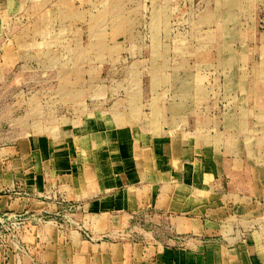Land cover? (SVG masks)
<instances>
[{
	"label": "rangeland",
	"instance_id": "1",
	"mask_svg": "<svg viewBox=\"0 0 264 264\" xmlns=\"http://www.w3.org/2000/svg\"><path fill=\"white\" fill-rule=\"evenodd\" d=\"M99 130L183 142L196 213L99 209L100 198L89 205L51 183L38 191L37 150ZM6 197L14 205L0 214L17 217L0 222V264H189L199 246L264 238V0H0ZM185 215L219 230L181 229Z\"/></svg>",
	"mask_w": 264,
	"mask_h": 264
},
{
	"label": "crops",
	"instance_id": "2",
	"mask_svg": "<svg viewBox=\"0 0 264 264\" xmlns=\"http://www.w3.org/2000/svg\"><path fill=\"white\" fill-rule=\"evenodd\" d=\"M101 131L90 133L89 140L85 142H52L37 150L35 157L40 159H37V174L41 182L38 191H45L51 183L57 185L60 190H66L69 198L82 200L89 205L92 204L91 200L100 198L97 204L99 209L108 201L111 207L120 211L138 209L148 203L156 206L161 212H166L167 209L174 207L175 203L181 204V207H184L181 209L185 213L189 209L196 213L198 207L196 204L200 205L197 200L200 190L197 189L195 181L190 179L195 173L194 170L186 169L181 160L184 157L183 142L172 143L169 138H152L147 133L146 135L135 132L131 134L122 132L123 137L119 134L110 138ZM168 158L179 170L182 169L180 181L171 179ZM154 171L161 173L159 175L161 180L153 179ZM171 188H178V191L172 194ZM190 188L195 192L188 190ZM184 191L189 194L186 195ZM175 195L181 202H172ZM188 201L194 205L187 206ZM42 204V199L35 203L30 201L25 203L26 206ZM13 205L14 202L7 197L0 200V208L9 209ZM96 216L103 220L107 217L105 213ZM178 223L181 229L189 228V232L201 237L215 235L219 230L216 224L211 222L205 224L198 216L185 215L179 218ZM55 236L57 235H53L52 241L46 237L48 244L45 246H50L48 249L52 252L58 245ZM198 252H204L205 255H196L189 264H264V238L260 234H251L247 236L245 243L226 247L219 243L202 245L199 246ZM150 264L155 263L150 261ZM184 264L188 263L185 261Z\"/></svg>",
	"mask_w": 264,
	"mask_h": 264
},
{
	"label": "built area",
	"instance_id": "3",
	"mask_svg": "<svg viewBox=\"0 0 264 264\" xmlns=\"http://www.w3.org/2000/svg\"><path fill=\"white\" fill-rule=\"evenodd\" d=\"M16 215L13 214H0V222L5 223V220L16 219Z\"/></svg>",
	"mask_w": 264,
	"mask_h": 264
}]
</instances>
